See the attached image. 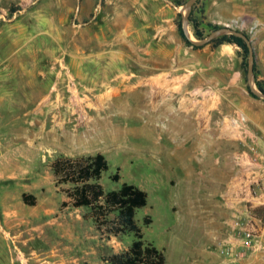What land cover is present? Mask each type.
Wrapping results in <instances>:
<instances>
[{"label":"rangeland","instance_id":"1","mask_svg":"<svg viewBox=\"0 0 264 264\" xmlns=\"http://www.w3.org/2000/svg\"><path fill=\"white\" fill-rule=\"evenodd\" d=\"M188 1L0 0V264H10L5 239L17 264H105L132 245L133 233L98 231L87 208L72 207L70 184H57L58 158L96 154L109 165L100 180L106 193L124 183L147 193L135 221L166 264H244L264 245V206L229 195L239 144L223 127L243 112L264 153V100L250 93L238 47L183 42L178 22ZM202 7L212 25L251 39L264 80V0H201ZM188 31L198 40L191 23ZM136 83L147 85L151 101L139 99L147 90ZM164 105L190 110L188 124L202 132L198 159V139L178 134ZM180 146L190 172L171 154ZM249 224L254 246L231 262Z\"/></svg>","mask_w":264,"mask_h":264},{"label":"trees","instance_id":"2","mask_svg":"<svg viewBox=\"0 0 264 264\" xmlns=\"http://www.w3.org/2000/svg\"><path fill=\"white\" fill-rule=\"evenodd\" d=\"M199 0L190 15V23L193 34L198 40L206 38V28L212 31L221 29L207 21L204 8H198ZM180 6L181 3H178ZM178 32L183 42L195 50L204 46H196L186 36L182 21L178 22ZM208 45L213 50L223 45H234L238 47V56L242 60V67L246 71L248 67L249 49L246 42L234 35H224ZM254 75L257 87L264 93V80L259 78L260 71L257 61L254 65ZM255 97L254 95H252ZM257 98V97H255ZM109 165L104 155L96 154L88 157L58 158L52 165V170L58 185L70 184L71 189L67 191L72 207L87 208L89 213L86 219L91 220L98 231L105 230L108 236H125L133 233L135 240L125 251L105 257L103 261L108 264H166L167 258L163 250L158 249L144 240L142 229L135 221L136 212L148 203V195L140 188L124 183L119 190L106 193L100 184L103 174ZM119 182L120 175L117 173L112 178ZM27 204H33L34 197L23 195ZM113 214L114 218L109 216ZM145 225H151L152 219L145 218Z\"/></svg>","mask_w":264,"mask_h":264},{"label":"built area","instance_id":"3","mask_svg":"<svg viewBox=\"0 0 264 264\" xmlns=\"http://www.w3.org/2000/svg\"><path fill=\"white\" fill-rule=\"evenodd\" d=\"M226 137L239 144L234 154V174L228 192L235 201L264 206V153L260 149L259 137L253 131L249 119L243 112H235L228 117L223 126ZM257 236L255 225L249 224L241 231L238 249L231 262L242 261L245 251L254 246ZM231 246L223 253L229 254ZM229 262V263H231Z\"/></svg>","mask_w":264,"mask_h":264},{"label":"crops","instance_id":"4","mask_svg":"<svg viewBox=\"0 0 264 264\" xmlns=\"http://www.w3.org/2000/svg\"><path fill=\"white\" fill-rule=\"evenodd\" d=\"M137 85H135V88L136 89H139V88H144V89H146L147 90V93L146 94H148V95H145V97L143 98V97H140L139 99L140 100H149V101H151L152 99H153V96L150 94L151 93V91L149 90V88L147 87V85L146 84H144V83H136ZM141 86V87H140ZM150 86V85H149ZM147 87V88H146ZM133 91H135V90H132V92ZM151 95V96H150ZM148 101V102H149ZM155 107V106H154ZM154 109H156V108H154ZM164 109H166V110H164ZM164 109H163V107H162V113L163 114H165V115H167V116H169V117H173V118H175L176 119V121H177V123L175 124V125H173V129L174 130H176V132L178 133V134H180L181 136H185V137H192L193 139H195V137H196V139H198V142H193L192 143V146H193V149H194V156H195V158H199L198 157V154H197V152L199 151V148H201V146H202V143H199L200 141H199V138H201L200 136H201V133L202 132H198V131H196L195 129H194V126H193V124L192 123H190V124H188V122H187V120L188 119H186L185 117H187V118H189L190 117V114H191V112H190V110H184V108L182 107V108H178L177 110H174V109H171V108H168L166 105H164ZM173 110V111H172ZM164 111H166L165 113H164ZM169 111H171L172 113H174V112H176V113H174V114H172L171 112H169ZM170 114H169V113ZM175 114H177L176 116H175ZM171 115V116H170ZM184 118L186 119V120H184ZM113 128V127H112ZM109 129V128H108ZM116 130H117V132H118V134H120L121 132H120V130H118L117 128H113L111 131H107V132H109L111 135H113V133L114 132H116ZM117 132L114 134L115 136H117L118 134H117ZM113 135V136H114ZM197 136H199V138H197ZM201 142H203L202 140H201ZM206 143L207 144H209L210 146H211V148L214 146V145H212V142L211 141H206ZM220 149V148H219ZM182 150H184V149H182V147L180 146V147H176V149L173 151V152H171V154H178V155H181L184 159L183 160H181L182 161V165H183V169L185 170V171H188V172H190L191 171V169L193 168V165L194 164H192V159H190V156L188 157V158H186V156H188V150H186L185 149V151H182ZM180 156V157H181ZM192 164V165H191ZM173 165H175V164H173ZM172 170H174L173 169V166H172ZM264 209V208H263ZM6 240V242H7V245H8V247H9V250H8V252H9V259H10V264H13V262H14V260L16 259L14 256H13V252H12V249H11V247H12V245H10V241L8 240L7 241V239H5ZM258 249H256L255 250V252H253V253H251V255H250V257H249V259L247 260V261H245V263L244 264H264V245H258V247H257ZM105 264H107V262H104ZM9 264V263H8Z\"/></svg>","mask_w":264,"mask_h":264},{"label":"water","instance_id":"5","mask_svg":"<svg viewBox=\"0 0 264 264\" xmlns=\"http://www.w3.org/2000/svg\"><path fill=\"white\" fill-rule=\"evenodd\" d=\"M198 1L199 0H189L188 3L186 4L185 14L183 15V29H184L186 36L192 42V44H194L196 46L207 45L211 41H213L219 37H222L224 35H234L236 37L242 38L246 42L248 49H249V62H248L247 79H248V85H249L250 93L257 98L264 100V93L259 90V88L257 87V85L254 82V78H255L254 65H255L256 55L254 52V48L252 46L251 39L246 34L240 32V31L226 27V28H222V29H219V30L212 32L209 36H207L203 40H193L189 37V31H188V27H189V23H190L189 18H190L192 11H193L194 5Z\"/></svg>","mask_w":264,"mask_h":264},{"label":"bare ground","instance_id":"6","mask_svg":"<svg viewBox=\"0 0 264 264\" xmlns=\"http://www.w3.org/2000/svg\"><path fill=\"white\" fill-rule=\"evenodd\" d=\"M190 35H191V33L189 32V37H190ZM190 38H191V37H190ZM191 39L195 40L194 37L191 38ZM140 87H141V86H140ZM141 89H142V88H141ZM135 90H136V89H135ZM116 92H117V89H116ZM131 92H132V91H131ZM113 94H114V93H113ZM113 94H112V95H113ZM116 94H117V93H116ZM119 94H120V93H119ZM112 95H111V96H112ZM114 95H115V94H114ZM147 95H148V94H147ZM118 97H119V95H118ZM143 98H144V97H143ZM140 99H141V98H140ZM146 101H147V100H146ZM148 101H149V100H148ZM141 103H142V102H141ZM163 109H164V106H163ZM164 110H166V109H164ZM172 111H173V110H172ZM165 112H166V111H164V113H165ZM169 112H171V111H169ZM169 112H168V113H169ZM166 113H167V112H166ZM171 113H172V112H171ZM174 113H176V112H174ZM174 113H172V114H174ZM169 114H170V113H169ZM176 115H177V114H175V116H176ZM170 116H171V115H170ZM177 116H178V115H177ZM109 128H111V127H109ZM112 129H113V128H112ZM108 130H109V129H108ZM109 131H110V130H109ZM111 132H112V131H111ZM116 132H117V130H116ZM116 132H114L113 135H114ZM120 132H121V131H120ZM106 133H107V132H106ZM121 133H122V132H121ZM117 134H118V132H117ZM113 135H112V137L114 138ZM118 135H119V134H118ZM118 135H117V136H118ZM122 135H123V134H121V137H122ZM110 136H111V135H110ZM117 136H116V137H117ZM119 137H120V136H119ZM117 138H118V137H117ZM115 139H116V138H115ZM18 262H20V260L15 259L14 262H13V264H17Z\"/></svg>","mask_w":264,"mask_h":264}]
</instances>
